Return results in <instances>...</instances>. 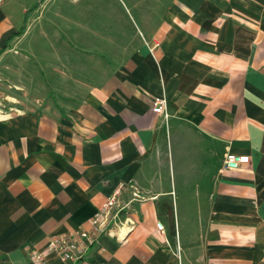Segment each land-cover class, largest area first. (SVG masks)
<instances>
[{"label": "crops", "instance_id": "0c3cea01", "mask_svg": "<svg viewBox=\"0 0 264 264\" xmlns=\"http://www.w3.org/2000/svg\"><path fill=\"white\" fill-rule=\"evenodd\" d=\"M20 1L0 6V264L91 231L119 187L120 236L45 264H264V0H27L12 19Z\"/></svg>", "mask_w": 264, "mask_h": 264}, {"label": "built area", "instance_id": "2783aa9c", "mask_svg": "<svg viewBox=\"0 0 264 264\" xmlns=\"http://www.w3.org/2000/svg\"><path fill=\"white\" fill-rule=\"evenodd\" d=\"M5 0H0V6ZM73 3L79 0H69ZM1 104V103H0ZM2 114H5L4 110H0ZM152 112L161 115L167 121L170 117L167 108V101L164 97H155L152 104ZM0 113V114H1ZM249 162V157L244 155H236L233 153H227L223 159V166L225 169H237ZM122 187H119L110 197L103 203L100 211L91 220L92 230H80L77 232H66L57 235L50 239L47 248L44 251L29 250L27 253L28 259L31 264H45V254L55 253L63 261L76 262L81 260L89 248L96 243L98 237L101 235H109L119 237L120 234H115L112 231V226L121 223L120 213L126 209L127 203L121 204L118 202V194ZM125 232L132 228L134 224L132 221L125 220L122 222ZM157 229L163 232V226L161 223H157ZM127 229V230H126Z\"/></svg>", "mask_w": 264, "mask_h": 264}, {"label": "rangeland", "instance_id": "374dc122", "mask_svg": "<svg viewBox=\"0 0 264 264\" xmlns=\"http://www.w3.org/2000/svg\"><path fill=\"white\" fill-rule=\"evenodd\" d=\"M26 1H27V0H22V1H20L19 3H21V4L19 5V3H17V7H14V8L11 10L10 16H11L12 19L20 18V17L18 16V14H19V10H20V9L18 8V6L21 7L22 4H24ZM35 6H37V5H35ZM14 107H15V106H14ZM14 107H12V106H10V105L0 104V110H1V109L4 110L5 113H8L9 111H16V110L13 109ZM15 108H16V107H15Z\"/></svg>", "mask_w": 264, "mask_h": 264}]
</instances>
